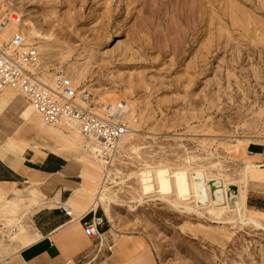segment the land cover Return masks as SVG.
<instances>
[{
  "label": "rangeland",
  "instance_id": "1",
  "mask_svg": "<svg viewBox=\"0 0 264 264\" xmlns=\"http://www.w3.org/2000/svg\"><path fill=\"white\" fill-rule=\"evenodd\" d=\"M0 14L9 21L0 39L16 17L41 70L71 77L99 103L106 93L133 102L136 135L97 179L108 188L109 241L141 243L127 264H264V228L227 219L238 188H258H244L247 163L264 185V0H0ZM160 167L215 178L229 210L142 195L135 173ZM246 210L264 226V212Z\"/></svg>",
  "mask_w": 264,
  "mask_h": 264
},
{
  "label": "crops",
  "instance_id": "2",
  "mask_svg": "<svg viewBox=\"0 0 264 264\" xmlns=\"http://www.w3.org/2000/svg\"><path fill=\"white\" fill-rule=\"evenodd\" d=\"M16 95L24 107L12 89L0 90V264H127L141 248L138 240L109 241V223L95 238L84 231L81 218L102 213L101 206L85 209L91 203L85 190L99 187L100 170L75 159L71 132L61 139L47 128L68 125L43 124ZM256 186L246 192V205L264 212V185ZM62 202L71 217L59 209Z\"/></svg>",
  "mask_w": 264,
  "mask_h": 264
},
{
  "label": "built area",
  "instance_id": "3",
  "mask_svg": "<svg viewBox=\"0 0 264 264\" xmlns=\"http://www.w3.org/2000/svg\"><path fill=\"white\" fill-rule=\"evenodd\" d=\"M8 22L0 14V36ZM39 60L37 47L27 43L20 30L13 31L7 40L0 39V89L10 88L23 97L45 125L76 128L96 146L104 164H109L129 130L124 101L99 103L93 91L80 89L71 77L41 70ZM59 209L71 217L72 210L66 202L60 203ZM88 215L91 216L86 219ZM81 220L90 238L98 237L101 226L107 223L104 212L96 210Z\"/></svg>",
  "mask_w": 264,
  "mask_h": 264
},
{
  "label": "bare ground",
  "instance_id": "4",
  "mask_svg": "<svg viewBox=\"0 0 264 264\" xmlns=\"http://www.w3.org/2000/svg\"><path fill=\"white\" fill-rule=\"evenodd\" d=\"M12 19L13 26L8 33L12 32L13 29L17 30L16 25L19 20L16 17H13ZM32 33H34L35 36H40V33L36 29H33ZM104 97H106V100H109L110 103H116L119 95L106 93ZM124 100V109L126 111V116L128 115L130 119V124L128 132L121 140V144L131 142L133 137L136 135V129L134 127L135 106L131 100L126 98H124ZM29 108L30 107L27 109ZM67 128L71 132L69 147L78 152H84L91 165L94 167L97 166V168L98 166H102L105 173H107L108 169L106 164L103 166L104 162L96 155V146L86 141L76 128L70 125ZM253 170L254 165L250 162L247 163L245 167V174L242 178L244 188L248 187V183H253L254 185L263 184V181L258 179V177L249 176ZM135 176L139 182L141 194L144 196L150 197L156 194L159 199L168 201L175 207H183L185 210L187 209L189 211L191 209L194 211V208L198 209L202 205H207L209 210L216 212V214L220 213L222 209L229 210V203L226 202L224 185L215 182V178H208L207 176H204V174H202L199 170L190 171L188 168L170 169L169 167H160L158 169L140 170L135 173ZM107 190L108 188L105 187L104 183L100 184L98 188L92 189L91 191L85 190L91 195V203L85 209L88 210L89 207L96 209L99 206H103L106 209L108 206V202L106 200ZM235 190V186L230 188L228 197H231V194H234ZM191 199H193V202L195 203L194 207L187 204V201H191ZM245 199V189L239 187L238 195L233 202L234 209L231 211L234 216L228 217L227 219H234V221L236 220L243 224H251L257 228H264L259 218L255 217V215L251 216L252 214L250 215L247 212L246 208L248 206L246 205Z\"/></svg>",
  "mask_w": 264,
  "mask_h": 264
}]
</instances>
